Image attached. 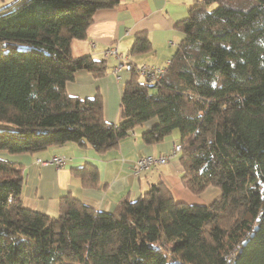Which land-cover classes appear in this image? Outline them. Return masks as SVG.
<instances>
[{
    "label": "trees",
    "instance_id": "trees-1",
    "mask_svg": "<svg viewBox=\"0 0 264 264\" xmlns=\"http://www.w3.org/2000/svg\"><path fill=\"white\" fill-rule=\"evenodd\" d=\"M116 4L11 0L0 8V154L65 143L102 154L155 119L142 143L158 145L177 129L182 187L220 196L187 204L157 182L112 212L67 194L49 215L24 206L23 168L0 158V264H264V0H200L177 23L183 38L158 83L126 62L113 124L99 94L69 96L65 85L79 71L105 75L106 59L76 57L71 44L86 39L96 11ZM150 49L137 33L130 56ZM71 173L80 188L100 183L91 164Z\"/></svg>",
    "mask_w": 264,
    "mask_h": 264
},
{
    "label": "crops",
    "instance_id": "crops-1",
    "mask_svg": "<svg viewBox=\"0 0 264 264\" xmlns=\"http://www.w3.org/2000/svg\"><path fill=\"white\" fill-rule=\"evenodd\" d=\"M113 8L98 10L86 32V39L71 44L76 57L88 55L97 60L106 59L104 76L94 78L85 71L75 74L74 80L65 85L69 96L89 98L99 94L103 103L104 120L118 123L120 98L124 83L130 77L126 62L133 65L165 67L178 49L183 33L177 23L187 18L189 10L200 0H116ZM144 33L151 49L141 55L130 56L133 39ZM115 48L123 60L105 58L104 51ZM117 68V71L115 70ZM156 122L155 119L136 127L116 149L97 154L89 146L65 143L51 146L35 154L7 155L0 158L16 163L23 168L21 197L24 206L39 213L56 215L59 198L72 195L84 205L96 211L112 212L124 196L136 198L149 184L162 182L171 190L175 199L187 204H211L220 196L216 188H207L199 196L187 192L180 183L182 175L177 158L163 165L144 171L140 177L131 173L132 163L143 156L159 157L171 154L173 145H178L179 135L171 133L158 145H145L141 134ZM54 156L66 159L65 166L56 169L53 165H41L37 160L47 161ZM83 164L95 166L100 183L94 189L80 188L71 169Z\"/></svg>",
    "mask_w": 264,
    "mask_h": 264
},
{
    "label": "built area",
    "instance_id": "built-area-1",
    "mask_svg": "<svg viewBox=\"0 0 264 264\" xmlns=\"http://www.w3.org/2000/svg\"><path fill=\"white\" fill-rule=\"evenodd\" d=\"M105 58H114L117 60H123V56L113 47H109L104 51ZM169 62L165 67H157L153 65L144 64L140 67H137V71L140 75L147 77L149 82H156L158 83L160 79L163 77L166 67L168 66ZM117 71V68L115 69ZM180 151L179 145H173L171 154L161 155L159 157L153 156H143L137 158L131 165V173L135 177H139L141 173L150 169L156 165H163L171 158H174L178 155ZM38 163L41 165L51 164L56 166V168H61L66 164V159L62 156H54L47 161L37 160Z\"/></svg>",
    "mask_w": 264,
    "mask_h": 264
},
{
    "label": "rangeland",
    "instance_id": "rangeland-1",
    "mask_svg": "<svg viewBox=\"0 0 264 264\" xmlns=\"http://www.w3.org/2000/svg\"><path fill=\"white\" fill-rule=\"evenodd\" d=\"M11 2V0H0V8H2V7H4L5 5H7V4H9ZM140 66H142V65H139L138 67H140ZM173 134H175V135H179L178 134V130L177 129H175L173 132H172ZM40 164V163H39ZM54 166V165H53ZM65 166V165H64ZM55 168H56V166H54ZM56 169H59V168H56ZM142 174V173H141ZM140 174V175H141ZM140 177V176H139ZM138 177V178H139ZM148 188V187H147Z\"/></svg>",
    "mask_w": 264,
    "mask_h": 264
},
{
    "label": "water",
    "instance_id": "water-1",
    "mask_svg": "<svg viewBox=\"0 0 264 264\" xmlns=\"http://www.w3.org/2000/svg\"><path fill=\"white\" fill-rule=\"evenodd\" d=\"M246 242H247V241H244L243 246H245ZM240 252H241V250L239 251V253H240ZM236 258H237V257H236Z\"/></svg>",
    "mask_w": 264,
    "mask_h": 264
}]
</instances>
